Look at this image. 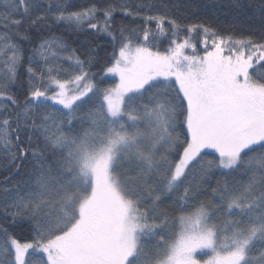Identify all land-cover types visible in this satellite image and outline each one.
I'll list each match as a JSON object with an SVG mask.
<instances>
[{
    "label": "snow or ice",
    "instance_id": "6c2138e0",
    "mask_svg": "<svg viewBox=\"0 0 264 264\" xmlns=\"http://www.w3.org/2000/svg\"><path fill=\"white\" fill-rule=\"evenodd\" d=\"M195 7L0 0V264H264V0Z\"/></svg>",
    "mask_w": 264,
    "mask_h": 264
},
{
    "label": "trees",
    "instance_id": "16d2710c",
    "mask_svg": "<svg viewBox=\"0 0 264 264\" xmlns=\"http://www.w3.org/2000/svg\"><path fill=\"white\" fill-rule=\"evenodd\" d=\"M78 2H84V0H78ZM181 2L196 6L194 9L190 8L187 10L190 20L210 22L213 27L220 31L234 30L239 35L242 31L246 32L248 25L252 23L245 16L231 12L225 7H220L221 5H226L228 0H181ZM103 54L101 52L102 56ZM111 83H115V81L112 78H108V84Z\"/></svg>",
    "mask_w": 264,
    "mask_h": 264
},
{
    "label": "rangeland",
    "instance_id": "374dc122",
    "mask_svg": "<svg viewBox=\"0 0 264 264\" xmlns=\"http://www.w3.org/2000/svg\"><path fill=\"white\" fill-rule=\"evenodd\" d=\"M109 78H112V77H109ZM113 79V78H112ZM114 80V79H113ZM115 81V80H114ZM116 82V81H115Z\"/></svg>",
    "mask_w": 264,
    "mask_h": 264
}]
</instances>
